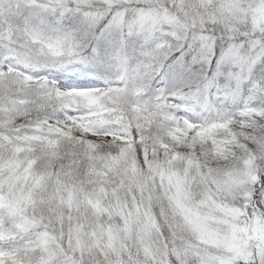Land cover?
Here are the masks:
<instances>
[{"label":"snow or ice","instance_id":"6c2138e0","mask_svg":"<svg viewBox=\"0 0 264 264\" xmlns=\"http://www.w3.org/2000/svg\"><path fill=\"white\" fill-rule=\"evenodd\" d=\"M0 264H264V0H0Z\"/></svg>","mask_w":264,"mask_h":264}]
</instances>
